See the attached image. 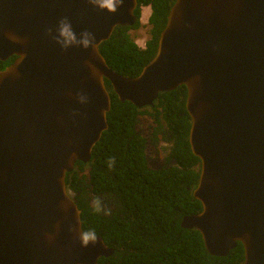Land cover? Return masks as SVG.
Segmentation results:
<instances>
[{
    "label": "water",
    "instance_id": "obj_1",
    "mask_svg": "<svg viewBox=\"0 0 264 264\" xmlns=\"http://www.w3.org/2000/svg\"><path fill=\"white\" fill-rule=\"evenodd\" d=\"M137 8L0 0V61L15 57L0 70V264H96L114 254L99 236L81 245V210L66 183L109 127L106 81L137 108L186 87L202 210L181 227L198 231L212 256L241 243L243 264H264V0H175L155 56L130 78L100 46L137 24ZM63 18L96 47L62 49L53 37Z\"/></svg>",
    "mask_w": 264,
    "mask_h": 264
},
{
    "label": "trees",
    "instance_id": "obj_2",
    "mask_svg": "<svg viewBox=\"0 0 264 264\" xmlns=\"http://www.w3.org/2000/svg\"><path fill=\"white\" fill-rule=\"evenodd\" d=\"M174 1L138 0V18L143 7H151L150 38L142 49L131 34L139 29V21L133 27H117L100 46L112 70L130 78L142 72L156 54ZM14 60L0 61V70ZM106 86L112 99L109 127L94 147L91 161L77 162L66 179L81 210L83 231H94L114 249L112 256L102 257L96 264H243L241 243L227 256H212L198 231L181 227L184 216L202 210L192 194L199 180L200 160L189 145L191 120L186 110V87L160 93L155 109L144 112L131 102H121L109 81ZM142 114L151 115L158 123L163 116L173 136L172 151L178 167L167 173L147 166L145 140L135 130ZM110 160L114 161L111 167ZM96 198L110 210L108 215L94 211L91 200Z\"/></svg>",
    "mask_w": 264,
    "mask_h": 264
},
{
    "label": "flooded vegetation",
    "instance_id": "obj_3",
    "mask_svg": "<svg viewBox=\"0 0 264 264\" xmlns=\"http://www.w3.org/2000/svg\"><path fill=\"white\" fill-rule=\"evenodd\" d=\"M155 106L153 103V105L144 107L142 110L152 112ZM160 118L162 121L158 123L151 115L142 114L137 118L135 130L136 134L145 140L144 155L148 168L155 172L167 173L172 168L178 167V165L172 151L173 136L169 131V127L163 121V116H160ZM197 170L199 171L198 168ZM92 203L93 199L91 200V206Z\"/></svg>",
    "mask_w": 264,
    "mask_h": 264
},
{
    "label": "clouds",
    "instance_id": "obj_4",
    "mask_svg": "<svg viewBox=\"0 0 264 264\" xmlns=\"http://www.w3.org/2000/svg\"><path fill=\"white\" fill-rule=\"evenodd\" d=\"M102 2L105 4V10H110L112 12H115L121 3V0H102ZM145 7H149V6H145ZM149 8L151 9V7ZM140 19L141 18H139V22H140ZM148 24H149V19H148ZM49 34H51V30H49ZM11 38L15 39V37H11ZM53 39L55 40L57 44H59L62 47V49H65V50L73 46L82 47L85 50L96 47L95 36L89 31H83L79 34V38H78L76 32L72 28L70 21L67 18H63L59 21L58 28H57V35L53 37ZM136 44L138 45L137 42ZM94 72H95V69H94ZM86 100L87 98L85 96L79 95L80 103H85ZM113 163L114 161L110 160L109 167H111ZM199 169H200V165H199ZM199 175H200V170H199ZM192 194H193V190H192ZM92 206H93L94 211L97 213L103 212L105 215H108L110 213V210L103 206V203L99 198H96L93 200ZM79 239H80L81 245L83 247H87L90 243L95 244L97 242V235L94 231H81Z\"/></svg>",
    "mask_w": 264,
    "mask_h": 264
},
{
    "label": "rangeland",
    "instance_id": "obj_5",
    "mask_svg": "<svg viewBox=\"0 0 264 264\" xmlns=\"http://www.w3.org/2000/svg\"><path fill=\"white\" fill-rule=\"evenodd\" d=\"M150 14L151 9L149 7H143L140 16V27L138 30L131 31L132 36L135 38V41L141 48H144V46L146 45V41H148L150 38V35L148 33V30L150 28L148 24Z\"/></svg>",
    "mask_w": 264,
    "mask_h": 264
}]
</instances>
